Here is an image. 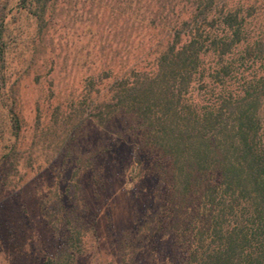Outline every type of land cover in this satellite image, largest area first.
Segmentation results:
<instances>
[{"label":"rangeland","instance_id":"374dc122","mask_svg":"<svg viewBox=\"0 0 264 264\" xmlns=\"http://www.w3.org/2000/svg\"><path fill=\"white\" fill-rule=\"evenodd\" d=\"M53 3L40 25L20 8L21 0H0L7 15L5 81L0 77V264H45L63 249L68 216L78 220L73 218L72 229L81 241L72 264H183L186 245L196 246L191 209L180 230L161 231L168 206L131 115L116 118L114 108L115 117L98 106L103 90L120 88L118 75L133 60L129 25L134 18L143 21L139 6L133 0ZM225 3L244 18L248 38L233 57L240 74L226 90L235 91L262 70L245 50L264 34V0ZM145 23L137 31L139 51L163 34ZM203 59L208 71L195 78L193 98L210 104L224 85L212 74L215 56ZM107 68L113 71L109 78ZM9 109L19 119L18 133Z\"/></svg>","mask_w":264,"mask_h":264},{"label":"trees","instance_id":"16d2710c","mask_svg":"<svg viewBox=\"0 0 264 264\" xmlns=\"http://www.w3.org/2000/svg\"><path fill=\"white\" fill-rule=\"evenodd\" d=\"M133 1L143 17L141 22L130 20L133 60L127 59V69L118 75L120 88L103 90L98 106L103 113L114 108L116 118L123 112L131 115L136 126L132 129L145 148L142 154L153 161L162 205L168 206L161 231L180 230L187 224L183 214L191 209L190 223L196 228L191 240L196 246L186 245L183 264H264V34L245 50L261 64V73L235 91L226 90L240 74L233 57L248 39L244 18L227 9L225 0ZM52 4L53 0H21L20 8L41 25ZM6 18L2 9L3 82ZM144 23L163 34L140 52L138 28ZM208 55L217 59L212 74L224 88L216 101L204 104L193 98V84L208 71L203 59ZM149 58L152 65H147ZM112 72L107 68L103 74L109 78ZM9 116L18 133L13 109ZM73 218L68 216L63 249L45 264L73 263L81 246Z\"/></svg>","mask_w":264,"mask_h":264}]
</instances>
